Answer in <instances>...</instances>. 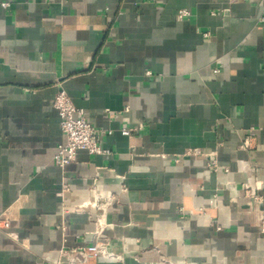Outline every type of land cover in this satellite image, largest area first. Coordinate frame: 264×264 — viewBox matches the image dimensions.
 I'll return each mask as SVG.
<instances>
[{
    "label": "crops",
    "instance_id": "1",
    "mask_svg": "<svg viewBox=\"0 0 264 264\" xmlns=\"http://www.w3.org/2000/svg\"><path fill=\"white\" fill-rule=\"evenodd\" d=\"M1 3L0 264L94 244L96 196L114 197L98 243L120 260L90 264H264V205L243 197L264 196V0ZM60 90L109 156L54 164ZM209 150L216 172L186 155Z\"/></svg>",
    "mask_w": 264,
    "mask_h": 264
},
{
    "label": "built area",
    "instance_id": "2",
    "mask_svg": "<svg viewBox=\"0 0 264 264\" xmlns=\"http://www.w3.org/2000/svg\"><path fill=\"white\" fill-rule=\"evenodd\" d=\"M230 4L236 3H250L252 0H228ZM0 6L3 9L9 8V3H1ZM189 14L186 11H179L178 17L183 19L188 17ZM264 21V19H263ZM204 37H208V34H204ZM218 73L217 70L214 72ZM150 75V73H146ZM53 108L56 111L59 121L62 135L64 137V143L59 145L57 152L54 157V164L59 169H64L65 166L74 161L75 155L78 151H84L90 156H109L111 153L109 150L103 149L100 146L101 136L104 135L103 130H99L93 125H91L82 109L76 108L71 102L68 95L60 90L54 97ZM137 131L132 128L121 129L120 134L123 136H130L132 133ZM250 147L248 139L244 140L241 144L242 150H248ZM189 157H204L208 159L207 165L210 171L216 172L218 166L215 160V152L209 150L208 152L200 153L198 151L188 152L186 154ZM125 188L123 187V191ZM68 186L66 183L62 184V192H67ZM260 187L255 186L253 190L245 189L243 197L252 205H264V196L259 193ZM114 200L113 196H108L101 198L96 196V199L92 203H87L82 208H87L92 206L96 208L98 213H103V216L99 215L96 220V231L91 235L94 239V244H88L85 240V237L81 239L82 245L78 247H61L57 252V257L54 261H50L47 258L45 259L46 264H90L98 257H104L108 259L120 260L119 256L113 255L107 244L98 243L101 240V233L106 226L104 220V214L107 211L108 207L112 204ZM233 202L236 200L233 199ZM9 217L10 214L6 213L4 219L0 221L1 229L7 231L9 229ZM213 226V225H212ZM216 231H219V228H215ZM260 232L264 233V218L261 220ZM8 238L14 239L15 235L11 233H6ZM104 241V240H103ZM160 264H172V263H160Z\"/></svg>",
    "mask_w": 264,
    "mask_h": 264
}]
</instances>
